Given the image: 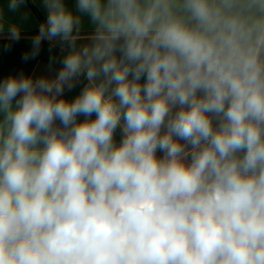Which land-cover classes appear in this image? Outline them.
<instances>
[{"label":"clouds","instance_id":"obj_1","mask_svg":"<svg viewBox=\"0 0 264 264\" xmlns=\"http://www.w3.org/2000/svg\"><path fill=\"white\" fill-rule=\"evenodd\" d=\"M44 2L31 57L80 31ZM77 7L91 44L53 80L0 82V264H264V0ZM81 73V94L57 99Z\"/></svg>","mask_w":264,"mask_h":264},{"label":"crops","instance_id":"obj_2","mask_svg":"<svg viewBox=\"0 0 264 264\" xmlns=\"http://www.w3.org/2000/svg\"><path fill=\"white\" fill-rule=\"evenodd\" d=\"M36 7L39 9V11L42 13L43 17L47 20V16L49 14V9L45 7L44 0H33ZM62 4L64 5L65 9L69 12H71L74 16L80 17L81 24H80V31L79 33H73L74 35H78V39L76 41V46L73 49L70 47L68 42L62 41L60 38H55L52 40H46L48 42H53L59 46V49L61 52L65 53L66 55L71 54L73 51H79L83 46L89 45L92 43L90 40V37L94 34L96 25L91 21V18L85 14L79 11L77 7V0H61ZM12 4V0H0V25H2V31H0V40H10L9 39V30L12 27H16L19 30L20 39L22 43H15L16 45H12L14 47H11L9 49L13 51L12 59L14 64H16V67L18 68L17 73H15L14 77H20L21 74L25 76L26 70L24 68H28L27 66L32 64V67L28 73V76L33 80L39 79V78H47L49 80H53L56 78L58 74H55L54 67L40 59L37 58V60L34 61V57H31V54H29V59L25 60L23 57L27 54L26 52V43L25 41L33 40L35 36H37L35 33L39 31L40 24L38 20L36 19L35 15L32 13V11L27 7L25 3H18V6L13 9L10 7ZM14 41V40H13ZM25 44V45H23ZM117 57H120V53H116ZM33 61V62H32ZM131 74L129 76V79H131ZM103 78H98L94 81V83L99 84ZM146 81V75L141 77V84H143ZM74 86L69 90L67 87L65 88L64 92L61 94V96H58L57 99L63 98L68 102L74 101L83 91V89L88 86L89 81L86 78V73H81L77 78L74 80ZM115 87L113 84L108 92L105 93V98H107L108 95L111 94V88ZM198 95H202V93H198ZM19 99V96L18 98ZM114 102L119 103L118 98L113 97ZM13 106H15V101H13ZM180 107L179 105L175 106L173 108V113L176 111H179ZM95 113L92 114L90 117H85L84 115H78L76 120L77 122H82L85 119L94 120ZM213 119V127H218V119L215 117H211ZM3 119V113H0V120ZM123 125L124 120L123 117H121L120 124L117 126L115 132H114V143L119 145L124 137L123 133ZM54 127L62 128L59 120H56L54 122ZM167 131L166 126L162 127L161 134H164ZM174 139H178L174 137ZM179 143L185 144L186 142L183 140H178ZM42 147V145H41ZM190 147V146H189ZM158 158H162L164 156L163 152L157 151L156 153ZM190 162L189 158L188 161Z\"/></svg>","mask_w":264,"mask_h":264},{"label":"trees","instance_id":"obj_3","mask_svg":"<svg viewBox=\"0 0 264 264\" xmlns=\"http://www.w3.org/2000/svg\"><path fill=\"white\" fill-rule=\"evenodd\" d=\"M23 3L27 5V7L32 11L35 15L36 19L38 20L39 24L46 23V19L43 17L42 13L34 4L33 0H23ZM36 35L39 34V31L35 33ZM15 43H22L21 40H0V82L8 77H14L13 75L17 73L18 68L16 64L13 62V51L9 52L12 45H16ZM26 45V52L27 54H31L33 51V40L25 41ZM25 45V44H23ZM67 56L65 53L61 52L59 46L53 42H48L46 40H42L40 44L39 53L34 56V61L37 58H40L48 63H50L55 70V74L62 69L63 64L62 61L64 57ZM33 62V61H32ZM32 64L27 66L28 68H24L26 70L25 76H28V73L32 67ZM18 98V97H17ZM16 98V99H17ZM15 101V100H14ZM242 155V154H241ZM190 160V157H189Z\"/></svg>","mask_w":264,"mask_h":264}]
</instances>
